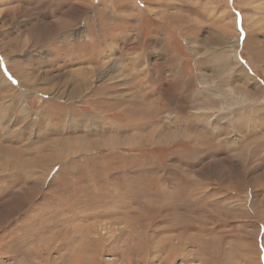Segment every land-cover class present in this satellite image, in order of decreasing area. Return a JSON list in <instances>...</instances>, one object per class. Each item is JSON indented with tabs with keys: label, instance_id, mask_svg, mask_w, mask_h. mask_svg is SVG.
<instances>
[{
	"label": "rangeland",
	"instance_id": "obj_1",
	"mask_svg": "<svg viewBox=\"0 0 264 264\" xmlns=\"http://www.w3.org/2000/svg\"><path fill=\"white\" fill-rule=\"evenodd\" d=\"M0 264H264V0H0Z\"/></svg>",
	"mask_w": 264,
	"mask_h": 264
},
{
	"label": "bare ground",
	"instance_id": "obj_2",
	"mask_svg": "<svg viewBox=\"0 0 264 264\" xmlns=\"http://www.w3.org/2000/svg\"><path fill=\"white\" fill-rule=\"evenodd\" d=\"M235 58H237L236 55H235ZM170 91H171V90H170ZM167 93H168V92H167ZM171 98H172V97H171ZM26 114H27V113H26ZM93 117H95V116H93ZM151 136H152V135H151ZM152 137H153V136H152ZM13 155H14V154H13ZM8 159H9V158H8ZM16 163H17V162H16ZM20 165H21V164H20ZM41 180H42V179H41ZM168 187H169V186H168Z\"/></svg>",
	"mask_w": 264,
	"mask_h": 264
}]
</instances>
